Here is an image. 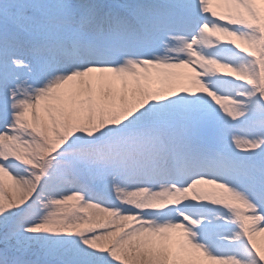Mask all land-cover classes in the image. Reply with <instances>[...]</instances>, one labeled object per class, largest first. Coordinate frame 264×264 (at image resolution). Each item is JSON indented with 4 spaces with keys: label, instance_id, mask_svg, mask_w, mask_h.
Listing matches in <instances>:
<instances>
[{
    "label": "snow or ice",
    "instance_id": "snow-or-ice-1",
    "mask_svg": "<svg viewBox=\"0 0 264 264\" xmlns=\"http://www.w3.org/2000/svg\"><path fill=\"white\" fill-rule=\"evenodd\" d=\"M0 264H264V0H0Z\"/></svg>",
    "mask_w": 264,
    "mask_h": 264
}]
</instances>
